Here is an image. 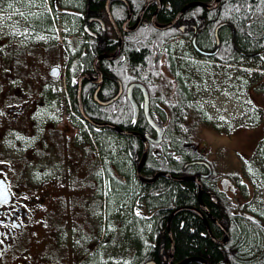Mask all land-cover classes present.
I'll use <instances>...</instances> for the list:
<instances>
[{
	"label": "flooded vegetation",
	"instance_id": "af4514ba",
	"mask_svg": "<svg viewBox=\"0 0 264 264\" xmlns=\"http://www.w3.org/2000/svg\"><path fill=\"white\" fill-rule=\"evenodd\" d=\"M235 4V0H0V17L13 22L9 23V40L1 51L9 66L4 76L0 67V137L8 135L5 144L8 152L0 155V264H136L139 255L148 248L164 253L163 247L169 241L170 250L171 219L168 229V217L164 224L160 220L157 232L155 216L159 208L149 206L150 191H142L144 188L139 185L152 184L155 180H147L155 173H148L155 166L167 167L170 159L194 167L193 173L180 176L212 182L214 188L227 196L232 215H248L264 224V205L259 207L260 219L248 208L258 204L253 197L264 201V130L259 137L262 164L259 175L255 174L254 186L243 167L239 173L235 171L227 177L213 179L212 172L207 176L205 156L199 155L195 142L189 139L181 143L179 154L174 151L166 139L167 119L163 122L162 140L156 144L148 140L142 164L143 139L87 122V118L93 120L87 111L91 113L89 110L97 107L98 113L105 114L118 99L127 97L128 85L135 82L119 80L114 67L108 64L123 65L127 45L138 52L153 53V65L147 63L146 56L141 64L152 71L147 76L154 82L153 92L159 94V89L168 86L178 89L179 84L185 91L186 83L177 71L184 63L179 62L182 58L191 60L188 55L200 62L214 61L215 56L211 55L218 45H234ZM250 16L245 25L251 32L246 35L259 39L262 45L259 61L264 73V12L259 20V38L251 35L258 21ZM168 24H171L168 28H159ZM58 29L62 32L60 37ZM56 38L64 39L65 44L59 45ZM120 38L119 55L111 60H98L113 56ZM156 45H164L165 50L155 53ZM172 45L185 48L175 54ZM166 53L167 57L162 56ZM255 59L242 60L250 63ZM162 62H169L175 73L158 74ZM171 92L176 95V91ZM118 93L111 103H100ZM131 93L143 121L138 116L127 125L104 122L154 138L155 132L143 117L142 91L134 87ZM169 108L164 103L153 106L149 102L153 119ZM114 111L123 112L122 107ZM114 135L136 138L135 151L141 143V156L138 157L137 150L132 157L130 179L125 171L130 166L125 165L128 154H124L120 139ZM251 135L254 141L256 132H250ZM7 154L20 163V168L30 167L34 175L31 172L27 175V169H19L24 177L21 171L13 173L12 157ZM246 156L247 161L257 162L253 153ZM223 178L230 182L226 191L220 188ZM131 188L133 197L125 202L126 191ZM212 201L216 203V198L212 197ZM204 207L211 217L201 210L199 202L194 206L204 215L209 229L211 222L222 232L216 223L221 219L214 218ZM34 223L36 231H31ZM212 236L217 241L222 239ZM123 242H128L130 248H123ZM174 252L172 261L178 264L174 262ZM148 261L154 263L152 259L145 262Z\"/></svg>",
	"mask_w": 264,
	"mask_h": 264
},
{
	"label": "trees",
	"instance_id": "16d2710c",
	"mask_svg": "<svg viewBox=\"0 0 264 264\" xmlns=\"http://www.w3.org/2000/svg\"><path fill=\"white\" fill-rule=\"evenodd\" d=\"M235 2V43L234 45H218L215 57L223 62H234L247 57L260 58L262 45H259V39L248 38V35H246L247 31L251 32V30L247 28L245 22L250 15L252 20L257 19L258 24L257 26L252 27L251 35L254 38H259V20L264 12V0H235ZM100 4H102V1ZM248 4H251L250 8ZM159 46L160 45H156L155 53L158 52ZM144 56L148 58L147 63L153 65L152 60L154 55L152 52H138L135 51L131 45H127L124 48L123 65H117L116 62H109L108 64L114 67L113 70L115 77H118L119 80L124 78L144 83L149 92V101L151 105L155 106L157 103H162L164 101L171 104L172 108H169L167 112H158L157 114H159L158 116L163 120H168L166 139L171 143L172 149L178 153L181 143L190 139V135L186 134L180 123L186 120L185 116L189 111L196 109V106L189 104L187 101H183L184 107L181 108V105L178 103L181 98L180 95L182 94L187 100L189 97L181 90L182 86L180 84L178 86V91L181 94L176 95L173 98L167 96L168 92L165 88L159 89L161 91H159V94H157L156 91L153 92L152 85L154 82L147 76L152 71L149 67L144 69V65H141ZM90 58H92V56ZM156 60H158V58H156ZM167 70L172 73V70L168 66H166V71ZM158 73H163V71L160 70ZM113 87L115 89V86ZM174 103L176 104L173 106ZM120 107H122L123 112H118V114L114 113V110ZM107 109H109V111L105 114L98 113L99 111L97 110V107L91 108L89 110L91 113L88 111L87 113L93 118V121L97 122L109 121L116 123L118 121V124L120 125H122V123L127 125L132 121V109L130 103L125 97L118 99L115 104ZM195 113L199 116L201 111L199 112L196 109ZM138 118L143 121L141 115ZM199 119L200 121L207 122L205 119H202V117ZM118 136L119 135H114L115 138H118ZM118 139H120V145L124 148V154L129 155L125 158V165L130 166L128 168L126 167L127 170L125 171H127V176L130 179L133 165L132 157L137 150L138 157L141 156V143L135 151L133 147L135 146L134 142L137 140L136 138L127 136ZM262 154V149L259 148L256 156L258 162V168L256 171L258 175L262 164ZM199 155L202 157L203 154L199 152ZM166 165L168 166L159 168L158 166H155V169L148 174L151 175L158 170L162 171V169H166L168 173L175 176L193 173L192 169L194 167H188L181 161L174 163L173 159L172 161L170 159V163L167 162ZM200 181L203 186L202 201L214 218L225 220L224 225L228 229L229 239L223 245L217 244L207 234L205 225L198 214L191 210L178 211L172 216L170 222L171 234L175 244L174 262H181L188 258L200 257L208 264H264V224L248 215H232L231 205L229 204L227 196L223 193L221 194L217 188H214L212 182L203 179H200ZM207 183L211 185H208ZM139 185L143 186L144 189H142V191H147V189L150 191V197H147L149 206L159 208V210L156 211L155 216L157 232L158 222L162 220L164 224L165 220L174 209L198 206V188L197 184L193 181H175L167 177L159 176L152 184ZM208 186H212L210 190L208 189ZM131 190L132 188L126 191L125 202L129 201L131 196L133 197V194H130ZM207 191H210L211 193ZM132 192L134 191L132 190ZM212 197L216 198V203L212 201ZM257 213L258 214L255 215L260 219L262 217V210ZM208 221L210 220L208 219ZM209 224L212 234L217 239H220L222 237L220 229L211 222H209ZM127 226H125L126 230ZM128 227H130L129 232L131 234L132 224H129ZM159 239L163 238L159 236ZM168 242L163 247L164 253H160L159 249L148 248L147 251H143V253L139 255V261H137L136 264H142L148 259H152L154 264H166L162 255L167 256L169 253L170 246ZM184 264L202 263L198 261H189Z\"/></svg>",
	"mask_w": 264,
	"mask_h": 264
},
{
	"label": "rangeland",
	"instance_id": "374dc122",
	"mask_svg": "<svg viewBox=\"0 0 264 264\" xmlns=\"http://www.w3.org/2000/svg\"><path fill=\"white\" fill-rule=\"evenodd\" d=\"M10 22L13 23L11 19L9 21V18L0 17V67L2 76L7 73L9 67L1 51L4 50L3 45L9 40H7V36L11 32ZM184 48V45L171 46V50L175 54H180ZM187 57L191 60L182 58L179 63L184 64L178 67L177 71L181 72L187 87L191 91V104L198 105L197 107L204 113L206 121L217 128H213L211 124H201L199 120L196 123L199 125L191 126L188 121L192 120L189 119L192 111H189L187 121L182 122L184 131L190 135L189 140L194 141L198 149L206 153L215 176H229L235 171L239 173L243 167V172L247 174L255 186L256 175H258L255 171L258 168V162L247 161L246 155L256 147L264 130L262 118V112L264 114V76L260 62L253 60L250 63L238 62L233 65H222L217 62L192 60L196 58L193 55ZM249 82H251L252 88L250 92L248 91ZM167 96L172 98L171 96L174 95L171 93ZM194 116L198 117L197 115ZM241 124L245 125L246 129L239 128L234 132V129ZM253 131L256 132L254 141L252 140L253 136H249L250 132ZM7 139L8 135L0 137V155L8 152L5 145ZM10 163L13 165V173L27 169V175L29 172L34 175V171L30 167L23 169L22 166L20 168V163L14 157ZM20 175L23 176L22 171ZM257 193H259L258 190ZM256 202L258 203L257 206L253 204V206L248 207L251 212L258 211L259 207L264 205V201L259 198L254 200V203ZM103 212L105 214V208ZM70 220H72V216ZM31 231H36V223H34Z\"/></svg>",
	"mask_w": 264,
	"mask_h": 264
},
{
	"label": "water",
	"instance_id": "95a60500",
	"mask_svg": "<svg viewBox=\"0 0 264 264\" xmlns=\"http://www.w3.org/2000/svg\"><path fill=\"white\" fill-rule=\"evenodd\" d=\"M108 2V1H107ZM193 5V4H192ZM189 6H191V5H188V7ZM186 8V7H185ZM184 10V9H183ZM129 13H130V11H129ZM109 17H110V15H109ZM171 26V24H168V25H165V26H161V27H159V28H168V27H170ZM121 47H122V45H121V38H120V43H119V45H118V49H117V51L115 52V54L113 55V56H111V57H99L98 58V60L99 59H102V58H108V59H114V58H116L118 55H119V52H120V50H121ZM97 61V60H96ZM54 71V70H53ZM56 73L55 72H53V75H55ZM85 77H87V79H89V80H91L88 76H85ZM93 81H95V80H93ZM133 87H138V88H140L142 91H143V111H144V115H145V118L147 119V121H148V123L151 125V127L155 130V132H156V138H151L150 140L152 141V142H154V143H157V142H159L160 140H161V138H162V135H163V126L161 125V122H160V120H157V122L155 123L153 120H152V118L150 117V115H149V113H148V95H147V91H146V89H145V87L144 86H142L141 84H138V83H134V84H130L129 86H128V89H127V97H128V99H129V101L131 102V104H132V107H133V120H136L137 119V116H138V106H137V104H136V102H135V100L133 99V97H132V95H131V92H132V88ZM79 91H80V84H79V87H78V93H77V96H78V98L80 97V94H79ZM119 96V93L115 96V97H113L112 99H109V100H107V101H103V102H100L102 105H106V104H109V103H111L112 101H114L115 99H117V97ZM79 106H80V101H79ZM80 108H81V106H80ZM87 121L88 122H90V123H92L93 125H95V126H98V127H110V128H113V129H115V130H117L119 133H121V134H125V135H132V136H137V137H139V138H141V139H143V141H144V144H145V151H144V155H143V158H142V161H141V164H142V162L144 161V158H145V155H146V150H147V147H146V145H147V142H146V140H145V138L142 136V135H140V134H138V133H134V132H128V131H123V130H121L119 127H117V126H115V125H113V124H110V123H96V122H92L90 119H88L87 118ZM208 174L210 173V170L208 169ZM137 173H139V169L137 170ZM159 176H165V177H168V178H170L171 180H175V181H186V180H190V181H194V182H196L197 183V185H198V196H197V198H198V201H199V203H200V208H201V210H203L209 217H211L210 216V214L208 213V211L205 209V207H203V205H202V200H201V194H202V186H201V184H200V182H199V179L197 178V177H193V176H188V177H177V176H173V175H171V174H168V173H164V172H159V173H156L155 175H154V177L150 180V181H147V182H153L155 179H157ZM230 183H229V181L227 180V179H223L222 181H221V185H222V187H223V189H227V186L229 185ZM181 210H191V211H195L196 213H198L199 215H200V217L203 219V221H204V223H205V227H206V231H207V234L212 238V235H211V231H210V229H209V226H208V224H207V222L205 221V217H204V215L198 210V209H195V208H192V207H181V208H178V209H176V210H174L172 213H171V215L169 216V218H168V222H169V220L172 218V216L175 214V213H177L178 211H181ZM167 226H168V224H167ZM168 228V227H167ZM222 229H223V234H224V240L223 241H221V242H217V243H219V244H223L227 239H228V232H227V230L224 228V227H222ZM169 236H170V238H171V251H170V254H169V257H168V264H172V256H173V252H174V243H173V241H172V237H171V234H170V232H169ZM213 239V238H212ZM202 261L203 262V260L202 259H200V258H188V259H185V260H183L181 263H179V264H184L185 262H189V261ZM204 264H207V263H205V262H203Z\"/></svg>",
	"mask_w": 264,
	"mask_h": 264
},
{
	"label": "snow or ice",
	"instance_id": "6c2138e0",
	"mask_svg": "<svg viewBox=\"0 0 264 264\" xmlns=\"http://www.w3.org/2000/svg\"><path fill=\"white\" fill-rule=\"evenodd\" d=\"M3 199H4L5 202H6V200H7V195H6V194L3 195Z\"/></svg>",
	"mask_w": 264,
	"mask_h": 264
}]
</instances>
